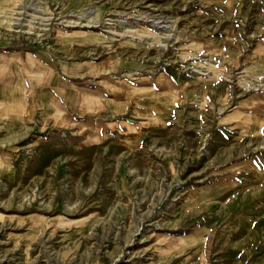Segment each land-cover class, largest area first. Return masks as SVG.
Returning <instances> with one entry per match:
<instances>
[{
	"label": "rangeland",
	"instance_id": "rangeland-1",
	"mask_svg": "<svg viewBox=\"0 0 264 264\" xmlns=\"http://www.w3.org/2000/svg\"><path fill=\"white\" fill-rule=\"evenodd\" d=\"M0 44L132 100L0 117V264H264V0H0Z\"/></svg>",
	"mask_w": 264,
	"mask_h": 264
},
{
	"label": "crops",
	"instance_id": "crops-1",
	"mask_svg": "<svg viewBox=\"0 0 264 264\" xmlns=\"http://www.w3.org/2000/svg\"><path fill=\"white\" fill-rule=\"evenodd\" d=\"M75 77L57 70L54 57L41 48L0 46V117L85 123L100 113L116 119L131 109V97L92 84L83 74L78 82Z\"/></svg>",
	"mask_w": 264,
	"mask_h": 264
},
{
	"label": "bare ground",
	"instance_id": "bare-ground-1",
	"mask_svg": "<svg viewBox=\"0 0 264 264\" xmlns=\"http://www.w3.org/2000/svg\"><path fill=\"white\" fill-rule=\"evenodd\" d=\"M89 13V12H88ZM46 25V24H45ZM40 35V34H39Z\"/></svg>",
	"mask_w": 264,
	"mask_h": 264
}]
</instances>
